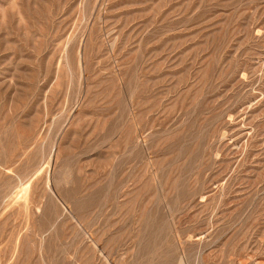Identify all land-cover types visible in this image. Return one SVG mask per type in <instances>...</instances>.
<instances>
[{
    "label": "rangeland",
    "instance_id": "374dc122",
    "mask_svg": "<svg viewBox=\"0 0 264 264\" xmlns=\"http://www.w3.org/2000/svg\"><path fill=\"white\" fill-rule=\"evenodd\" d=\"M0 264H264V0H0Z\"/></svg>",
    "mask_w": 264,
    "mask_h": 264
}]
</instances>
